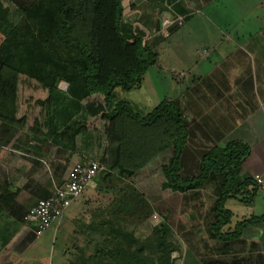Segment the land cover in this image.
Here are the masks:
<instances>
[{"label":"trees","instance_id":"trees-1","mask_svg":"<svg viewBox=\"0 0 264 264\" xmlns=\"http://www.w3.org/2000/svg\"><path fill=\"white\" fill-rule=\"evenodd\" d=\"M12 1L8 3L16 5ZM121 2L30 0L15 20L0 0V124L37 143L52 138L70 152H79L88 139L92 141L89 155L103 166L97 174L101 184L123 185L135 192L117 204V213L127 219L149 206L127 182L133 171L121 160L124 132L119 130L120 118L140 126H157L166 139L161 148L172 149L169 161L161 167V189L195 193L208 183H217L208 234L224 243L238 240L243 229L264 222V214L244 215L233 222V212L226 206L230 200L249 206L262 196L252 176L240 175L249 147L238 140L202 147L195 171L184 172L189 132L179 104L163 99L141 112L131 100L117 97L119 92L138 90L157 60L141 35L122 24ZM182 24L172 23L166 29ZM61 82L67 86L65 91L58 87ZM91 95L102 96L103 106L81 104ZM99 114L92 126L90 118ZM135 226H112V237L95 243L104 245L105 251L99 248L92 257H80L72 260L73 264H169L166 224H160L144 240L134 234ZM7 232H0V248L11 236ZM202 264L227 263L214 260Z\"/></svg>","mask_w":264,"mask_h":264},{"label":"crops","instance_id":"crops-1","mask_svg":"<svg viewBox=\"0 0 264 264\" xmlns=\"http://www.w3.org/2000/svg\"><path fill=\"white\" fill-rule=\"evenodd\" d=\"M121 4L122 24L141 35L156 52L155 66L167 67L173 82L184 84L180 96L173 100L164 98L177 102L179 107V97L183 100L189 132L184 157L194 161L202 147L242 141L248 145L249 155L241 165L240 175L264 178V0H122ZM176 16L184 17L180 27H163V18ZM172 72H181L184 78L178 80ZM97 96L100 95H91L81 104ZM99 117H91L90 124L94 126ZM133 123L124 125L123 121L119 126L124 132L121 157H126L122 164L133 171L127 182L152 205L145 190L150 186V178H159L157 193L160 195L155 199L157 202L163 199L161 167L169 161L172 149L170 146L161 148L159 132L151 135L144 127H132ZM151 143L156 152L151 153ZM90 149L92 141L89 139L86 148L82 145L79 152H70L52 138L37 143L0 124V232L7 229L11 235L0 248V264H19L16 262L31 247L35 238L33 229L22 217L57 187L52 184L50 170H56L59 162L65 166L58 186L62 185L75 162L93 160ZM146 154L149 157L140 161L138 157H147ZM101 182L97 175L54 224L66 241L61 248L60 264H65L69 257L67 244L74 245L72 260L92 257L99 248L106 250L104 245L95 243L110 239L112 226L136 224L135 220L122 218L117 213V204L121 205L128 194L135 192L123 185ZM212 184L217 196V183ZM169 206L165 208L167 214ZM251 214L254 212L249 209L241 212L243 216ZM232 219L233 222L238 220L234 219V212ZM212 222L211 212L207 229ZM18 224L23 228L16 230ZM206 235V240L193 243V248L186 246L193 256L201 253L202 257H214L215 261L227 264H264V222L243 229L238 240L226 243ZM211 259L207 261H214Z\"/></svg>","mask_w":264,"mask_h":264},{"label":"rangeland","instance_id":"rangeland-1","mask_svg":"<svg viewBox=\"0 0 264 264\" xmlns=\"http://www.w3.org/2000/svg\"><path fill=\"white\" fill-rule=\"evenodd\" d=\"M29 1L30 0H13L12 2H14L17 5L16 6L11 2L8 3L9 0H3L4 5L10 8L11 13L13 12L11 15L15 20H18L19 16L22 13V8H25L28 5ZM164 19L166 18H163L161 20L163 27ZM172 73H174L176 79L178 80L184 78V75L181 72ZM183 85V83L178 84L173 82V80L170 78V73L168 72L167 67H161L157 65V67H152L147 71L143 86L140 90H132L128 93L119 92V95L117 97L131 99L134 105L139 107L141 112H147L151 109V107L161 102L165 97H171V99L173 100L174 97L180 96L179 92L180 89H183ZM58 87L61 90L65 91L67 86L64 82H61ZM178 102H180V110L182 114H184L183 100L180 99V97ZM88 103H93L94 105L100 104L101 106H103L102 96L94 97L91 102ZM120 119H122V124L124 121V125L126 123L132 122V120L126 117H121ZM137 125L139 127H144V131H146L147 133H151V135L155 131H160V128L154 125L140 126L137 123H133V125L131 126L134 127ZM133 135L135 136V134ZM161 135L163 141V139H165V136L163 134ZM151 140H153V138H151ZM133 141L134 146L137 145L136 139H134ZM151 148V153L156 152L157 149H155L152 143ZM145 156L147 157L138 158H141L140 161H142L148 158L149 154H146ZM121 160L125 161L126 157H121ZM197 161V158L192 161L191 157H185L184 172H189V170L193 165L196 164ZM125 163L127 164V162ZM62 165L63 164H60L59 162L57 163L56 170H50V173L52 175V184L55 186H58L59 182L63 180L62 178L64 177L63 173L65 172V166L62 167ZM195 168L191 169L190 173L194 172ZM158 183L159 178H150V186L147 190H145L147 191L145 195H148L149 199L151 200V204H153L150 205L146 201L149 207L142 208L137 213L138 215H140L139 217L138 215H136L134 218H131L136 222V226L134 227V234L136 235V237L139 238V240L149 238L150 236H152L155 230L158 229L160 224L165 223L167 226V233L165 232V235L167 237L166 239L168 242V248L169 250H172L170 253L171 261L169 264H202L205 261L207 262L208 258H212L211 260H215L213 259L214 257H207L205 255L204 257H202V255H200L201 253L193 256L190 250L186 249V246H191L193 248V243L206 240V234L209 230L207 229V225L209 223V220H211V206L213 204V201L216 199V193L214 189L215 186L211 182L198 192H187L184 194L169 192V190L161 189L163 190L164 196L162 200L157 202L155 198L157 197V195H160L157 193ZM169 204L170 211L169 214H167V209L165 208ZM226 206L234 212V219H239L241 216H243L241 215V212H243L244 209L245 211H247L248 209L251 210V212L253 211L255 215L264 214V198L262 196L256 197L255 202H253L249 206H243L234 200L228 201L226 203ZM140 218H142L141 223ZM19 227L23 228V225L21 227V225L18 224L16 230ZM200 237H203L205 239H200ZM186 238L188 239L187 242L184 241L186 240ZM32 240L33 242L31 243V247L26 250L24 257H21L22 259L20 258V260H18L16 263L60 264V260L63 257L61 248L63 247V243L66 242L62 240L60 230L55 229L53 225L42 235L38 236L37 238H32ZM208 242L214 243L213 240H209ZM67 245L68 247L66 251H69V257L67 258V262L65 264H73L72 257L70 255H72L74 245H72V243H69ZM214 254V256L218 258H222L216 255V253ZM199 256H201V258Z\"/></svg>","mask_w":264,"mask_h":264},{"label":"built area","instance_id":"built-area-1","mask_svg":"<svg viewBox=\"0 0 264 264\" xmlns=\"http://www.w3.org/2000/svg\"><path fill=\"white\" fill-rule=\"evenodd\" d=\"M164 28L172 23L180 25L182 17L166 18L163 20ZM103 166L94 160L75 162L69 171L64 183L53 189L51 196L38 200L22 217V221L32 226L35 238L42 235L52 225L59 222L69 206L79 198L86 188L93 182V179ZM253 179L264 197V178L254 175Z\"/></svg>","mask_w":264,"mask_h":264}]
</instances>
